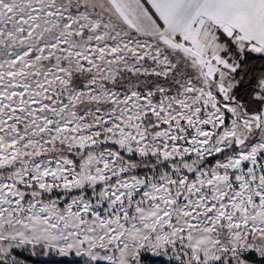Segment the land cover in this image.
I'll use <instances>...</instances> for the list:
<instances>
[{
    "label": "snow or ice",
    "instance_id": "snow-or-ice-1",
    "mask_svg": "<svg viewBox=\"0 0 264 264\" xmlns=\"http://www.w3.org/2000/svg\"><path fill=\"white\" fill-rule=\"evenodd\" d=\"M0 264H264V0H0Z\"/></svg>",
    "mask_w": 264,
    "mask_h": 264
}]
</instances>
